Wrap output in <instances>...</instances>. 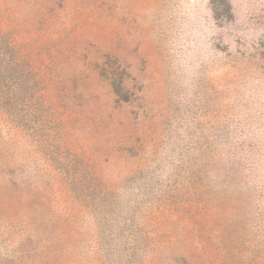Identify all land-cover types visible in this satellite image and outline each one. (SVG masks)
Listing matches in <instances>:
<instances>
[{
	"label": "rangeland",
	"instance_id": "1",
	"mask_svg": "<svg viewBox=\"0 0 264 264\" xmlns=\"http://www.w3.org/2000/svg\"><path fill=\"white\" fill-rule=\"evenodd\" d=\"M0 264H264V0H0Z\"/></svg>",
	"mask_w": 264,
	"mask_h": 264
}]
</instances>
